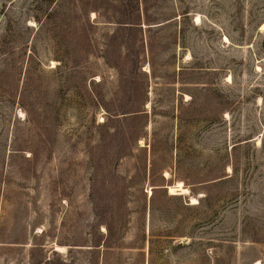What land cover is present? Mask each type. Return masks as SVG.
Wrapping results in <instances>:
<instances>
[{"label": "rangeland", "instance_id": "1", "mask_svg": "<svg viewBox=\"0 0 264 264\" xmlns=\"http://www.w3.org/2000/svg\"><path fill=\"white\" fill-rule=\"evenodd\" d=\"M0 264H264V0H0Z\"/></svg>", "mask_w": 264, "mask_h": 264}, {"label": "bare ground", "instance_id": "2", "mask_svg": "<svg viewBox=\"0 0 264 264\" xmlns=\"http://www.w3.org/2000/svg\"><path fill=\"white\" fill-rule=\"evenodd\" d=\"M200 20V19H198ZM200 23V22H198ZM170 194L171 195H176V194H180V195H188V190L185 189V187L183 186L182 183H178V185L174 188L170 187ZM192 204H197V200L196 199H192ZM63 250V248H60Z\"/></svg>", "mask_w": 264, "mask_h": 264}, {"label": "trees", "instance_id": "3", "mask_svg": "<svg viewBox=\"0 0 264 264\" xmlns=\"http://www.w3.org/2000/svg\"><path fill=\"white\" fill-rule=\"evenodd\" d=\"M123 21H126V22H121L120 24L135 25L134 23L131 22L133 20H123Z\"/></svg>", "mask_w": 264, "mask_h": 264}]
</instances>
